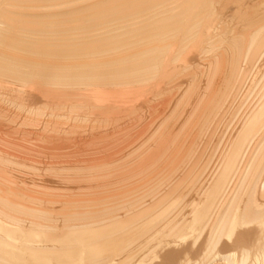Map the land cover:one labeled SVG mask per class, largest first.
<instances>
[{
  "label": "bare ground",
  "instance_id": "6f19581e",
  "mask_svg": "<svg viewBox=\"0 0 264 264\" xmlns=\"http://www.w3.org/2000/svg\"><path fill=\"white\" fill-rule=\"evenodd\" d=\"M0 264H264V0H0Z\"/></svg>",
  "mask_w": 264,
  "mask_h": 264
}]
</instances>
